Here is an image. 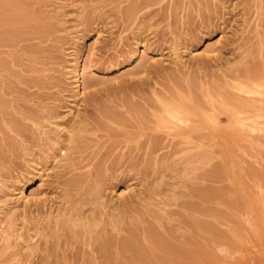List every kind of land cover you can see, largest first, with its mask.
<instances>
[{
    "label": "rangeland",
    "instance_id": "1",
    "mask_svg": "<svg viewBox=\"0 0 264 264\" xmlns=\"http://www.w3.org/2000/svg\"><path fill=\"white\" fill-rule=\"evenodd\" d=\"M0 5V102L6 103L0 104L4 109L0 112V264H109L110 261L114 264L117 258L122 260L116 261L117 264H136L131 252L122 253L116 248V243L127 238L135 226L137 230L156 227L168 242L182 244V249L195 248L199 252L201 249L210 254L204 260L198 258L196 264L201 261L206 264L207 258L211 264H264V195L261 197L264 194V139L253 141L254 138L244 137L243 140L238 135L235 138V130L230 133L226 129L232 123L227 126L231 120L225 118L229 113H226L228 104L225 106L224 97L220 99L214 90L210 94L216 99L199 92L214 82L224 88L226 83L233 84L235 77L244 80L249 69H264V0H0ZM129 10L133 17L128 18L131 13L124 17ZM3 38H9L13 44L7 45L1 41ZM238 65L240 69L236 70ZM190 80L196 86L192 85L189 90L201 104L210 103L209 107L203 106L213 111L211 114L198 105L200 102L196 105L184 101L189 97L186 84ZM219 80L228 81L221 84ZM226 88L229 94H237ZM170 90H183L181 97L186 103L183 104L192 111L187 117L190 120L197 117L192 120L194 124L190 122L191 126L197 127L202 122L204 127L199 128L206 131L200 128L202 131L198 129L195 135L200 142L194 141L197 143L193 146L199 145L198 149L185 146L177 151L181 147L178 139L164 137L167 148L163 160L150 159V154L148 160L146 155L150 152L142 142L146 143L150 133L141 134L138 124L151 119L147 116L149 103L158 104L156 96L171 94ZM229 96L228 103L235 105L236 100ZM177 100L180 101V96ZM194 105L198 109L194 110L197 108ZM101 110L108 114L104 113L107 119L109 114L112 117L107 120L100 116ZM113 112L124 119L118 121L120 118ZM139 112L149 119L141 117ZM209 115L216 120L213 122ZM79 117L88 123L89 132L83 137L89 142L85 139V143L73 145L67 143L68 126L72 119ZM202 117L213 128L209 123V130ZM110 119L123 123L122 127ZM103 121L109 122L108 125ZM105 125L111 126L110 130L114 127L123 132L125 137H132L134 141L128 145L129 149L138 141L144 149L131 153L132 148L129 152L122 142L126 138L120 133L122 139L118 135L114 139L106 131L108 127L103 133L97 131ZM124 125L136 128L127 129ZM213 125L219 126V131L223 129L224 133L220 134L225 137L217 134L219 131ZM124 130L139 135L129 136ZM206 132L213 136H210L212 140L208 137L210 144L205 143ZM232 132L235 137H231ZM201 135L205 138L200 139ZM90 138L96 142L91 143ZM172 146L177 147L173 153ZM63 148L67 151L61 157ZM200 149L205 151L204 160L193 156ZM201 190H210V193ZM199 191L202 195L208 194L207 205L205 199H200L203 196ZM235 198L238 210H233ZM239 202L245 212L240 213ZM192 204L196 205L192 207ZM189 205L208 207L216 213L213 217L210 212L211 219L208 211L207 214L201 209H192L199 212L198 216ZM199 210L206 216L202 218ZM236 212L242 215L237 217ZM207 215L210 217L206 218ZM192 216L201 221L205 217L215 226L211 227L213 234L192 231L196 230V219L191 218L194 220L191 223L189 218ZM62 218H69L64 226L62 223L60 226ZM110 220L115 224L111 226ZM95 233L99 234L97 238L115 239L109 249V262L103 259L102 263L99 253L102 244L98 245L100 241L94 237ZM206 236L216 242L211 239L213 243H208ZM187 242L193 243L192 246ZM205 242L212 244L211 249ZM220 242L227 244L221 246ZM154 253L163 259L174 258L167 252L156 250Z\"/></svg>",
    "mask_w": 264,
    "mask_h": 264
},
{
    "label": "bare ground",
    "instance_id": "2",
    "mask_svg": "<svg viewBox=\"0 0 264 264\" xmlns=\"http://www.w3.org/2000/svg\"><path fill=\"white\" fill-rule=\"evenodd\" d=\"M4 1V0H3ZM149 1V0H148ZM175 1V0H174ZM11 2V1H10ZM153 2V1H152ZM151 2V3H152ZM158 2V1H157ZM156 2V3H157ZM180 2V1H179ZM154 3V2H153ZM153 3H152V5H153ZM4 4V3H3ZM144 4H146L145 2H144ZM148 5H151L150 3H147ZM151 5V6H152ZM154 5H155V3H154ZM157 5V4H156ZM1 6V5H0ZM15 6V5H14ZM4 7V6H3ZM134 8H135V6H133ZM132 7V9L135 11V9ZM139 8H141V6L139 7ZM2 9V8H1ZM11 9H12V7H11ZM14 9V8H13ZM12 9V10H13ZM129 9V8H128ZM131 10V9H130ZM130 10L129 11H127L128 13L126 14V16H124V17H127V15L128 14H130L131 12H130ZM133 10H131V11H133ZM3 12V11H2ZM126 12V11H125ZM139 12V11H138ZM11 13V12H10ZM17 13V12H16ZM21 14H24V12L23 13H21ZM25 14H27V13H25ZM24 14V15H25ZM124 14V13H123ZM132 14V13H131ZM11 15H15V14H11ZM28 15V14H27ZM130 16V15H129ZM128 16V18H131V17H133V14H132V16H130L129 17ZM21 17V16H20ZM6 18V17H5ZM17 17H15V19H16ZM24 18V17H23ZM126 19V18H125ZM28 20V19H27ZM128 20V19H127ZM129 20H131V19H129ZM17 21H19V20H17ZM25 21V20H24ZM16 22V21H15ZM24 23V22H23ZM9 25H11V24H9ZM13 25H14V23H13ZM8 29V28H7ZM10 29V28H9ZM8 34V33H7ZM6 34V35H7ZM11 36V35H10ZM15 37V36H14ZM10 38V37H9ZM9 38H3V40H1L2 42H4V43H10L11 42V44H10V46L13 44L12 43V41H8V39ZM10 40H12V39H10ZM1 42V43H2ZM5 45V44H4ZM3 45V46H4ZM7 45H9V44H7ZM7 45H5V46H7ZM246 63V62H245ZM242 67H243V65H241ZM238 67L239 68H236V70L238 69H240V66L238 65ZM260 68V67H259ZM263 68V67H262ZM77 69V68H76ZM264 70V69H263ZM262 69L260 70V69H257V68H254V69H249L248 71H246V75L244 76V80H240V79H238L237 77H235V79H236V81L233 83V84H230L229 85V83H226L225 84V81L227 82L228 80H223V81H220L221 82V84H223V82H224V84H225V87L223 88V86L224 85H220V87H219V85L217 84V82H216V84H215V82H214V84L212 83V85H209L208 84V86L207 87H205V88H203V89H201V90H199V92L202 94V95H206L207 94V96H210V95H212L213 97H211V98H215V96L213 95V94H210V92L212 91V90H214V91H212L213 93H217V95L218 96H220L221 98L220 99H222V97H224L223 99L225 100H223V102L225 103V106L228 104V106H227V108L226 107H224V108H226V110L228 111V112H226V113H229L228 114V116L227 117H225V118H228V119H230L231 121L227 124V126H230V123H232V126H230V127H226V129L228 130V131H230V133H231V131H234V132H236V136L238 135V136H240L239 138H241V137H243V140H244V137H248V139H249V137H251L252 139H253V141H256V140H258V141H260L261 139H264V71H263ZM240 72V71H239ZM245 72V71H244ZM238 73V72H237ZM236 75V74H235ZM234 74H233V76H235ZM242 76V75H241ZM81 77V76H80ZM232 77V76H231ZM78 78V77H77ZM234 78V77H233ZM81 79V78H80ZM176 80V79H175ZM174 80V81H175ZM218 81V82H219ZM230 81V80H229ZM233 82V81H232ZM199 84V83H198ZM192 85L194 86L195 84H194V81H191L190 80V82H188L187 84H186V86H187V88H188V94H189V97L187 96V98H185L184 99V101H190L192 104H196L197 105V103H199L200 101H197V99L196 98H198L195 94H193V93H191V90H189V87H192ZM200 85V84H199ZM206 85V84H205ZM196 86V85H195ZM203 87H204V84H203ZM226 87H230V89L231 90H234L237 94H235L234 92H233V94H229L227 91V88ZM193 88V87H192ZM199 88V87H198ZM194 90V89H193ZM195 90H197V89H195ZM225 90H227V91H225ZM173 91V90H172ZM172 91L170 90V91H168V93L169 92H171V94H168V95H161V97L160 96H156V102L158 103V104H155L154 103V101H151L149 104L150 105H148L149 106V109H150V112L148 113V115L147 116H149L151 119H149L147 116L145 117V113L144 114H142V112L140 113L139 112V114H141V117L142 116H144V118L145 119H149L148 120V122L147 121H145L146 123H139V121L138 122H136V121H134V122H136L137 124H138V126L140 127L138 130H140L141 131V134H144L145 132L144 131H149L148 133H150V134H148L147 135V141H146V143L144 144L143 142H142V146L145 148V146H146V149H148V151L150 152V153H148L147 152V159H148V157H150L151 155H152V157H150V159H156V157L157 158H159L158 160H163V156L165 155L164 153V150H166V146L163 144V140L166 138V137H170V138H176V139H178L177 140V142H179V143H177L178 145H180L181 147H178V150L177 151H179V150H181L180 148H183V147H185V148H189V149H191V147H189V146H193V144L196 146V143L197 142H200V141H197V138H195V135L196 134H198L199 133V130H201V129H203L202 127H204V125H201V123H200V125H199V123H198V126L197 127H195V126H191V124H190V122H192L193 123V121L192 120H195L196 118L195 117H193V118H195V119H189L187 116H188V112H191L192 113V111H189V106L187 105V107H185L184 106V104H186V103H184V101H182L183 99V97H181V95H183V90H178V91H176V92H174V93H176V94H174V93H172ZM167 92V91H166ZM181 92H182V94H181ZM186 93H187V91H185ZM220 94H219V93ZM225 95H227L228 97H231V96H229V95H232V98H233V100L235 99L236 101H237V103H236V101H234V104L235 105H233V104H231V103H228L229 102V99H227V96H225ZM244 95H246V96H244ZM180 96V101H176V99H177V97H179ZM184 96V95H183ZM2 98V97H1ZM210 98V97H209ZM153 99V98H152ZM216 99V98H215ZM2 100V99H1ZM150 100H151V98H150ZM197 101V102H194V101ZM211 99H209V101H210ZM233 100L232 99H230V101L233 103ZM145 101V100H144ZM202 101V100H201ZM147 102H149L148 100H147ZM213 102V101H212ZM146 103V102H145ZM144 103V104H145ZM152 103V104H151ZM184 103V104H183ZM189 103V102H188ZM190 103V104H191ZM209 103V102H208ZM201 104V102H200V104H198V105H201V106H208L209 107V104ZM220 104H222L221 102H219ZM0 104H3V102H0ZM6 103H4L3 105H5ZM147 104V103H146ZM213 104H214V102H213ZM229 104H231V105H229ZM237 104V105H236ZM3 105H0V109H2V110H0V112L1 111H3L4 109H3ZM137 105V104H136ZM224 105V104H223ZM131 106V105H130ZM134 106V105H133ZM140 106V105H139ZM139 106H137V108L139 107ZM203 106V108H205L206 109V107H204ZM128 107V106H127ZM142 107V106H141ZM144 108H145V106H143ZM142 107V108H143ZM193 107V106H192ZM194 107H197V108H195L194 110H196V109H198V107L199 106H195L194 105ZM210 107H212V106H210ZM5 108V107H4ZM130 108V107H129ZM128 108V109H129ZM136 108V107H135ZM201 108V107H200ZM199 108V109H200ZM203 108L201 109L202 110V112H203ZM223 108V107H222ZM188 109V110H187ZM204 109V110H205ZM211 109V108H210ZM215 109H217V107L215 108ZM130 110H132V109H130ZM134 110V109H133ZM139 110H143V109H136V111H139ZM200 110V111H201ZM105 111H108V109L106 110L105 109ZM104 111V113H106ZM135 111V110H134ZM217 111V110H216ZM215 111V112H216ZM6 112V111H5ZM97 112V111H96ZM99 112H101V114L103 113V111L101 110V111H99ZM109 112H111V111H109ZM145 112H147L146 110H145ZM196 112H198V110L196 111ZM201 112V113H202ZM206 112H208V113H212V112H209V111H207V109H206ZM104 113L101 115L100 113V116H105L106 117V115H104ZM7 114V113H6ZM107 114V113H106ZM113 114L114 115H117L118 117H119V115L116 113L115 114V112H113ZM112 114V115H113ZM138 114V113H137ZM147 114V113H146ZM198 114V113H197ZM216 114V113H215ZM218 114V113H217ZM96 115V114H95ZM108 115V114H107ZM113 115V116H114ZM199 115V114H198ZM204 114L202 113V116H203ZM1 116V115H0ZM98 116V115H97ZM117 116H115V118H117ZM194 116V115H193ZM201 116V115H200ZM199 116V117H200ZM209 116H211V115H209ZM209 116H206V118H208ZM213 116V115H212ZM212 116H211V120H212ZM220 116V115H219ZM223 116H226V114L225 115H223ZM88 117V116H87ZM95 117V116H94ZM110 117H112V116H110V114H109V117H108V119H107V117H106V119L107 120H109V118ZM97 117H95L94 119H96ZM99 118V117H98ZM97 118V119H98ZM114 118V119H115ZM120 119L118 120V119H115V120H118V121H120L121 122V119H124V118H121V116L119 117ZM137 118V117H136ZM139 118V117H138ZM144 118H142V119H140V120H143ZM100 119V118H99ZM105 119V118H104ZM113 119V118H112ZM112 119H110V120H112ZM200 120H201V118H199ZM205 119V117H202V120H204ZM209 119V118H208ZM209 119V120H210ZM7 120V119H6ZM13 120H15L14 118H13ZM85 120L86 119H82V118H78L77 120H74V119H72L71 121H70V125L68 126V137H67V143H72L73 145L75 144H78V145H80L79 143H82V142H86V141H84L85 139L87 140L88 138L86 137V138H84L83 137V134L84 133H86L87 131L89 132V130L88 129H86V126H87V122H85ZM131 120H136V119H131ZM137 120H139V119H137ZM198 120V119H197ZM210 120V121H211ZM214 121L216 120V117L213 119ZM212 120V121H213ZM8 121V120H7ZM94 122H95V120H93ZM97 121V120H96ZM100 121H102L101 119H100ZM100 121H98L97 123L99 124L100 123ZM113 121V124L115 123L114 122V120H112ZM124 122H125V120H123ZM205 121V120H204ZM208 120H206L205 122H207ZM213 121V122H214ZM218 121H220V120H218ZM217 121V122H218ZM228 121V120H227ZM226 121V122H227ZM9 122V121H8ZM105 121H103V123H104ZM195 122V121H194ZM212 122V123H213ZM109 123V122H108ZM108 123L106 124V123H104V124H106V125H108ZM119 123V122H118ZM197 122H195V124H196ZM210 123V122H209ZM209 123L207 122L206 124L208 125V126H206L208 129H209ZM89 124H91V123H89ZM95 124V123H94ZM102 124V123H101ZM101 124H99L100 126H103V125H101ZM115 124H117V123H115ZM194 124V123H193ZM211 124V123H210ZM217 124V123H216ZM215 124V125H216ZM99 125H97V126H99ZM106 125H105V127H104V129L102 130V129H100L99 127H98V129H97V131L98 130H101L100 132H102L103 133V131L107 128V130L106 131H109V133H111V136H110V138H112V136H114V139H115V135H118L119 137H120V135H122L123 134V132L122 133H120V132H118L119 130H116V128H114V127H112V129L110 130V128H111V126L109 127V126H107L106 127ZM120 124H117V126H119ZM122 125H123V123L120 125L121 127H122ZM18 126H19V124H18ZM91 126V125H90ZM94 126V125H93ZM131 126H133V125H131ZM131 126H129V127H131ZM199 126H202V127H200L199 128ZM214 126V125H213ZM14 127V126H13ZM88 127V126H87ZM92 127V126H91ZM123 127H126L127 128V126L126 125H124ZM128 127V128H129ZM210 127H212V124H211V126ZM215 128H214V130L216 131V130H218L219 131V126H214ZM216 127L218 128V129H216ZM232 127H235L234 129H232ZM22 128V127H21ZM90 128V127H89ZM125 128V129H126ZM127 128V129H128ZM136 128V126H133V129H135ZM213 128V127H212ZM230 128V129H229ZM92 129H94V131L96 130L95 129V127H92ZM109 129V130H108ZM113 129H115V131H113ZM130 129V128H129ZM131 129H132V127H131ZM132 129V130H133ZM199 129V130H198ZM237 129V130H236ZM15 130H16V128H15ZM19 130H20V127H19ZM18 130V131H19ZM24 130V129H23ZM91 130V129H90ZM210 130V129H209ZM17 131V130H16ZM117 131V133L118 134H116L115 132ZM122 131V130H121ZM125 131V130H124ZM202 131V130H201ZM200 131V132H201ZM203 131H206L205 129H203ZM222 131V133H224V131H223V129L222 130H220L217 134H220V132ZM23 132V131H22ZM126 133L125 134H129V136H131L133 133L132 132H135V131H131V132H129L128 131V133H127V131H125ZM208 132V131H207ZM206 132V133H207ZM234 132H232V134H231V137H232V135L235 137V134H234ZM19 133V132H18ZM17 133V135H19ZM93 133V132H92ZM109 133L107 134V135H109ZM119 133H120V135H119ZM138 133V132H137ZM136 133V134H137ZM94 134V133H93ZM92 134V135H93ZM99 134V133H98ZM113 134V135H112ZM136 134H133V136L134 135H136ZM204 134V133H203ZM88 135V134H87ZM90 135V134H89ZM96 135V134H95ZM137 135H139V133L137 134ZM150 135V136H149ZM229 135V134H228ZM227 134H226V136H228ZM21 136H23V135H21ZM25 136V135H24ZM126 135H122V137H123V139H125L126 138V140H124V141H122V142H125L126 143V146H127V148H128V145L131 143V141H132V143H133V141L134 140H132L130 137V139L128 138V137H125ZM206 138H205V136H202L201 135V137H200V139H203V137L206 139V141H205V139L204 140H201V142L202 141H205V143L207 144V143H209V139H208V137H210V136H212V135H210V133H207L206 134ZM220 136H222L221 134H220ZM224 136V135H223ZM222 136V137H223ZM238 136L237 137H235V138H238ZM84 139H83V138ZM99 137V136H98ZM108 137V136H107ZM118 137V138H119ZM122 137H120V139H122ZM125 137V138H124ZM144 137V136H143ZM165 137V138H164ZM213 137V136H212ZM225 137V136H224ZM97 138V137H96ZM104 138V137H103ZM118 138H116V139H118ZM146 138V137H145ZM228 138V137H227ZM251 138H250V140H251ZM137 138H135V140H136ZM196 139V140H195ZM208 139V140H207ZM213 138H211L210 137V140H212ZM165 140H167V139H165ZM180 140V141H179ZM242 140V141H243ZM88 142H89V139L87 140ZM90 141H91V138H90ZM92 141H94V139H92ZM91 141V143H95V142H92ZM98 141V140H97ZM194 141H197L196 143H194ZM262 141H264V140H262ZM105 142V141H104ZM117 142V141H116ZM119 142V141H118ZM228 142V141H227ZM113 144H114V142H112ZM121 143V142H120ZM124 143V144H125ZM204 143V142H203ZM262 143V142H261ZM103 144H107V142L106 143H103ZM102 143H101V145H103ZM113 144H111V146L113 145ZM116 144V143H115ZM117 144H119V143H117ZM210 144V143H209ZM249 144H252V143H249ZM120 145V144H119ZM118 145V146H119ZM141 144L139 143V141L138 142H135L134 143V148L133 147H131L130 149H132V152L131 153H133V150H139V148H141L142 146H140ZM198 145V144H197ZM204 145V144H203ZM244 145V144H243ZM246 145V144H245ZM71 146V145H70ZM86 146V145H85ZM110 146V145H109ZM110 146V147H111ZM117 146V145H116ZM130 146V145H129ZM188 146V147H187ZM200 146H202V144L200 145ZM204 146H207V145H204ZM264 146V145H263ZM82 147V146H81ZM81 147H79V148H81ZM94 147H95V145H94ZM105 147V146H104ZM110 147L109 148H107L108 150L110 149ZM113 147V146H112ZM111 147V148H112ZM120 147V146H119ZM194 147V146H193ZM198 147H199V145L197 146V148H195V149H198ZM208 147V149H210L209 147L210 146H207ZM68 148V147H67ZM67 148H63V149H61V151H60V156L61 155H63L64 153H66V151H67ZM71 148H73V147H71ZM83 148H84V146H83ZM82 148V149H83ZM87 148H88V146H87ZM114 148V147H113ZM116 148V147H115ZM118 148V147H117ZM122 148V147H121ZM143 148V149H144ZM176 149H177V147H175ZM175 148H173V146H172V149H174V151H172L171 153H173V152H175ZM193 148V149H194ZM206 147H202V149L204 150ZM248 148H250V145L248 146ZM77 149V148H76ZM86 149V148H85ZM129 148H128V150H129V152L131 151ZM142 149V148H141ZM140 149V152L143 150H141ZM184 149V148H183ZM207 149V148H206ZM205 149V150H206ZM69 150V149H68ZM201 150V149H200ZM203 150H201V151H199L200 153H202L201 155H200V153L199 152H196V153H198V154H196L195 153V155H193L194 156V158L196 157V155H197V158H198V156H200L201 157V159H206V158H204V156L206 157V154L204 153L205 151H203ZM259 150V149H258ZM111 151H112V149H111ZM114 151V150H113ZM203 151V152H202ZM257 151V150H256ZM108 151H106V153H107ZM139 152V151H138ZM142 152H144L143 154H145V151H142ZM164 152V153H163ZM260 152V151H259ZM262 152V151H261ZM260 152V153H261ZM159 153V154H158ZM203 153L205 154V155H203ZM207 153V152H206ZM209 153V152H208ZM108 154V153H107ZM107 154H105V155H107ZM142 154V155H143ZM148 154H150V156L148 155ZM259 154V153H258ZM113 155V154H112ZM127 155V154H126ZM141 155V154H140ZM260 155V154H259ZM123 156V155H122ZM154 156V157H153ZM61 157H63V156H61ZM129 157H132V156H129ZM203 157V158H202ZM128 158V157H127ZM139 158V157H138ZM196 158V159H197ZM208 158H209V156H208ZM264 158V157H263ZM140 159V158H139ZM241 159V158H240ZM143 160V159H142ZM149 160V159H148ZM264 160V159H263ZM103 161V160H102ZM138 161V160H137ZM140 161V160H139ZM152 161V160H151ZM157 161V160H156ZM155 161V162H156ZM238 161H239V159H238ZM143 162V161H142ZM148 162V161H147ZM150 162V161H149ZM159 162V161H158ZM161 162V161H160ZM133 163V162H132ZM135 163V162H134ZM137 163V162H136ZM146 163V162H145ZM242 163V162H241ZM98 165V164H97ZM99 166V165H98ZM101 166V165H100ZM99 166V167H100ZM145 166V165H144ZM94 167V166H93ZM95 167H97V166H95ZM250 168V167H249ZM264 168V167H263ZM98 169V168H97ZM96 169V170H97ZM100 169V168H99ZM94 170V169H93ZM101 170V169H100ZM145 171V170H144ZM248 173V172H247ZM253 174H255V173H253ZM262 174V173H261ZM94 175V174H93ZM96 175V174H95ZM98 175V174H97ZM256 175V174H255ZM260 175V174H259ZM218 176V175H217ZM258 176V175H257ZM251 177V176H250ZM259 177V176H258ZM260 177H262V176H260ZM93 178H94V176H93ZM96 179V178H95ZM252 179V178H251ZM253 179H258V178H255L254 176H253ZM261 179V178H260ZM259 180V179H258ZM78 181V180H77ZM80 181V180H79ZM83 181V180H82ZM101 181V180H100ZM96 182H98V181H96ZM255 182V181H254ZM257 182V181H256ZM255 182V184H257ZM83 183V182H82ZM101 183V182H100ZM98 184V183H97ZM75 185V184H74ZM73 185V186H74ZM254 185V184H253ZM252 185V186H253ZM252 188V187H251ZM253 189H255V188H253ZM264 189V188H263ZM262 189V190H263ZM261 189H259V191H260ZM201 191H203V190H201ZM201 191H199L200 193H201ZM210 190H208V192H209ZM251 191V190H250ZM256 191V190H255ZM204 192V191H203ZM205 192H207V190H205ZM204 192V193H205ZM207 192V193H208ZM262 193H263V191H261ZM204 193H203V195H202V193H201V195L203 196V197H200V199L202 198V199H205V203L204 204H206V199H207V201L210 199L209 197H208V194L207 195H204ZM210 193V192H209ZM256 193V192H255ZM250 194V193H249ZM264 194H262L261 195V197L263 196ZM206 196V197H205ZM209 196H210V194H209ZM251 196V195H250ZM256 196V195H255ZM259 196H260V194H259ZM205 197V198H204ZM251 198V197H250ZM258 198V197H257ZM227 199V198H226ZM225 199V200H226ZM231 199L233 200L234 198L233 197H231ZM260 199V198H259ZM258 199V200H259ZM24 200V199H23ZM230 199L228 198V200H227V202L229 201ZM236 198H235V202H234V206L235 207H233V204H232V206L231 207H233V210H234V208L236 209V210H238V208L236 207L237 205H235L236 204ZM238 200H240V199H238ZM260 201H261V203H262V200L260 199ZM24 203H26L27 201H23ZM202 202V201H201ZM226 202V203H227ZM233 202V201H232ZM231 202V203H232ZM238 202V201H237ZM225 203V204H226ZM241 202H239V204H240ZM255 203H256V201H255ZM257 203H259V202H257ZM190 204V203H189ZM224 204V203H223ZM239 204H238V207H239V210L241 211L240 213H242V210H243V207H242V210L240 209L241 208V204H240V206H239ZM245 204V203H244ZM263 204H264V200H263ZM188 205V204H187ZM191 205V204H190ZM189 205V206H190ZM196 204H192V207L193 206H195ZM207 205V204H206ZM198 206V208L197 207H194V208H192L191 206H190V209L192 210H196V208L197 209H201V211H204L205 213H207V211H208V213H209V215L211 214L210 212H212L211 211V209L210 208H206V209H203V208H200L199 207V205H197ZM226 206V205H225ZM228 206H230V205H227V207ZM188 207V206H187ZM248 207V206H247ZM264 207V206H263ZM229 209H231L230 207H228ZM260 209H261V207H259ZM203 209V210H202ZM210 209V210H209ZM245 210H247L246 208H244ZM259 209V210H260ZM264 209V208H263ZM263 209H261L262 211H263ZM191 210H189V212L191 211ZM192 210V211H193ZM232 210V209H231ZM232 210V211H233ZM249 210V209H248ZM260 210V211H261ZM191 211V212H192ZM200 211V210H199ZM200 211V214L202 213ZM229 212H230V210H228ZM244 211V210H243ZM194 212V211H193ZM245 212V211H244ZM258 212V211H257ZM194 213H196V211L194 212ZM193 213V214H194ZM199 212H197L196 214H198ZM207 213V214H208ZM213 213V212H212ZM216 213V211H214V213H213V217H214V214ZM224 214H225V212H223ZM232 213V212H231ZM238 212H236V214H237ZM240 213H238V215H237V217L239 216V215H242V214H240ZM248 213V212H247ZM251 213V212H250ZM262 213V212H261ZM196 214H194V215H196ZM218 214H219V212H218ZM259 214H260V212H259ZM202 215V218H203V216H206V214L204 215V214H201ZM261 215V214H260ZM263 215V214H262ZM198 216H200L199 214H198ZM211 216V215H210ZM209 216V217H210ZM223 216V215H222ZM208 217V215H207V217L206 218H209ZM217 217V216H216ZM225 217V216H224ZM227 217V216H226ZM234 217H235V214H234ZM262 217V216H261ZM260 217V218H261ZM264 217V216H263ZM190 218V221H191V223L194 221H192V219L191 218H193V219H196V221L198 220L197 219V217H189ZM205 217H204V221L205 222H207V219H206ZM211 219H212V216L210 217ZM220 218V217H219ZM223 218V217H222ZM199 219H200V217H199ZM237 219V218H236ZM61 220H64L63 218L61 219ZM67 220H69V218L68 219H65L64 221H61L60 222V226H61V223H62V225L64 226L65 225V223L67 222L68 223V221ZM209 220V219H208ZM223 220V219H222ZM239 220V219H238ZM196 221H194V223H195V227L194 228H196V230L194 229H191L192 231H199V232H202V233H207V234H213L211 231H213V230H211V227L213 226V227H215L214 225H210L209 223L210 222H207V223H205L203 220L201 221V220H198L197 222ZM224 221H226V220H224ZM114 222V221H113ZM113 222H111V220H110V223H111V226H112V224H115V223H113ZM232 222V221H231ZM57 223V222H56ZM56 223H55V225H56ZM105 223H108V222H105ZM104 223V224H105ZM188 223V222H187ZM193 223V224H194ZM232 223H234V222H232ZM190 223H188V225H189ZM224 224V223H223ZM228 224V223H227ZM235 224H236V222H235ZM58 225V224H57ZM107 225V224H106ZM106 225H104V226H106ZM108 225H110V224H108ZM137 225V224H136ZM190 225H192V224H190ZM62 226V227H63ZM100 226H101V224H100ZM139 226V228H140V225H138ZM154 226V225H153ZM194 226V225H193ZM136 228L134 229H131L132 230V233L129 231V234L130 235H128V237L127 238H125L124 240H122V242L120 243H116V248H117V250H119L120 252H122V251H128V252H131L130 254L134 257H132L134 260H132L131 258H130V261L132 260V261H134L136 264H196L197 263V260H198V258L199 259H202V260H204V257L206 256L207 257V255H209L208 257H211L210 256V254L208 253V254H206L207 252L204 250V253L201 251V249H200V252H199V250H197V249H190V248H188V249H190V250H188L187 248H185V249H182V248H180V245H182V244H180V245H176V244H174V243H171V242H168L167 240H166V238H165V236H164V234H163V236L161 235V234H159V232L158 231H156L155 230V228H153V227H151V228H148V227H146L144 230H142L141 228L139 229V230H137L138 229V227L137 226H135ZM191 227V226H190ZM56 228H59V225H58V227H56ZM148 228V229H147ZM191 228H193V227H191ZM232 228V227H231ZM158 229V228H157ZM229 230H230V228H228ZM232 229H234V228H232ZM102 230V229H101ZM135 230V231H134ZM161 230V229H160ZM163 231V230H162ZM216 231V230H215ZM214 231V232H215ZM102 232V231H101ZM170 232V231H169ZM217 232V231H216ZM233 232V231H232ZM232 232H231V234H232ZM99 233H100V231H99ZM164 233V232H163ZM168 233V232H167ZM177 233H179V232H177ZM98 234V233H97ZM96 233H95V235L96 236H94L95 238H96V240L98 239L100 242H99V244L98 245H100V244H102V246L100 247V249H99V253H100V257L102 258V263H103V261L104 260H107L108 262H109V260H108V255H110L109 253H111L110 251L111 250H109V249H111L110 247H111V245L113 244V242H114V238L113 239H109V238H97V236L99 235H97ZM128 234V233H127ZM170 234H171V232H170ZM175 234V233H174ZM193 234H195V233H193ZM199 234H201V233H199ZM221 234V233H220ZM233 234H235V232H233ZM168 235V234H167ZM171 235H173V234H171ZM179 235V234H178ZM204 235V234H203ZM206 235V234H205ZM224 235H225V233H224ZM228 235V234H227ZM162 236V237H161ZM180 237H184L183 235L181 236V235H179ZM178 236V240H179V237ZM190 236V235H189ZM211 236V235H210ZM222 236V235H221ZM229 236V235H228ZM94 237H93V241L95 240L94 239ZM99 237V236H98ZM108 237H110V236H108ZM176 237V236H175ZM193 237V236H192ZM197 238L199 237V236H196ZM203 237H205V236H203ZM203 237H201V239L203 238ZM215 237V236H214ZM227 237V236H226ZM234 237H237V238H239V235L237 236V235H235ZM111 238V237H110ZM163 238H165V240L163 239ZM188 238V237H187ZM207 238V239H206ZM206 238H205V240L208 242V239H209V242L208 243H213V239H212V237L210 238L209 236H206ZM221 238V237H220ZM224 238V237H223ZM231 238V237H230ZM186 239V238H185ZM213 241H212V240ZM227 239V238H226ZM229 239V238H228ZM233 239V238H232ZM95 240V242H98V241H96ZM183 240V239H182ZM234 240V239H233ZM90 241H92V240H90ZM93 241L89 244V246H92V248H90V250L92 249V251H93V246L94 245H92V243H93ZM168 243H167V242ZM170 241V240H169ZM196 241V240H195ZM225 241H227V240H225ZM232 241V240H231ZM94 242V243H95ZM181 242V241H180ZM207 242H205V243H207ZM214 242H216V240L214 241ZM85 243V242H84ZM83 243V244H84ZM89 243V242H88ZM87 243V244H88ZM143 243H146V245L147 244H149L148 246H152V248H144V245H143ZM177 243H179V242H177ZM188 243V242H187ZM208 243H207V245H208ZM97 244V243H96ZM185 244V243H184ZM193 244V243H192ZM192 244L190 245V243H188V245H190V246H192ZM225 244V243H224ZM223 244V245H224ZM227 244V243H226ZM226 244L224 245V246H226ZM97 245V246H98ZM141 245H143V247L141 246ZM145 245V247H147ZM173 245H175V246H177V247H175V246H173ZM212 244H210V245H208L209 247L211 246ZM220 245H221V242H220ZM223 245H221V246H223ZM88 246V247H89ZM184 246H186V244L184 245ZM96 247V246H95ZM181 247H183V246H181ZM205 247V246H204ZM212 247V246H211ZM211 247L210 248H208V249H211ZM214 247H215V245H214ZM214 247H213V249H214ZM228 247V246H227ZM112 248H114V246H112ZM184 248V247H183ZM197 248V247H196ZM213 249H212V251H213ZM96 250V249H95ZM94 250V251H95ZM157 250V252L159 251V252H167L169 255H172V257H174V258H172V259H170L169 260V258L167 259V258H164L163 259V257H161V256H159L160 254H158V256H156L157 254H155L154 252ZM192 250V251H191ZM193 250H195V251H193ZM197 251V252H196ZM210 251V250H209ZM96 252H97V250H96ZM125 252V253H126ZM90 253V252H89ZM92 253V252H91ZM116 253V252H115ZM123 253V252H122ZM124 253V254H125ZM129 254V255H130ZM155 254V255H154ZM166 254V253H165ZM167 254V255H168ZM112 255H116V254H112ZM117 255H118V253H117ZM131 255L129 256V257H131ZM163 255V254H162ZM84 256H85V254H84ZM87 256V255H86ZM90 256L92 257V255L90 254ZM166 256V255H165ZM90 257V258H91ZM99 257V258H100ZM115 257V256H114ZM122 257H124L123 255H122ZM127 257V256H126ZM159 257H161V258H159ZM87 258V257H86ZM100 258V259H101ZM112 258V257H111ZM116 258H117V256H116ZM115 258V259H116ZM84 259V258H83ZM87 259H89V257L87 258ZM92 259V258H91ZM104 259V260H103ZM115 259L113 258V260L115 261ZM123 259H125V258H123ZM206 259V258H205ZM86 260V259H85ZM90 260V259H89ZM88 260V261H89ZM98 261H100V260H98ZM117 263L119 262V261H122V260H119L118 261V258H117ZM116 261H115V263L114 264H117L116 263ZM129 261V262H130ZM131 261V262H132ZM86 262V261H85ZM111 262V261H110ZM110 262H109V264H110ZM113 262V261H112ZM128 262V261H127ZM199 262H200V260H199ZM206 264H211V259L210 258H207L206 259ZM204 262V263H205ZM97 262H95L94 264H96ZM99 263V262H98ZM106 263V262H105ZM201 263H203V261H201ZM201 263H199V264H201ZM85 264V263H84ZM89 264H93V262H89ZM104 264V263H103ZM120 264H125L124 262L122 263V262H120ZM129 264V263H128ZM131 264V263H130ZM132 264H133V262H132Z\"/></svg>",
    "mask_w": 264,
    "mask_h": 264
}]
</instances>
